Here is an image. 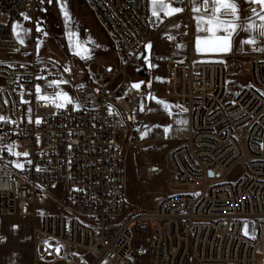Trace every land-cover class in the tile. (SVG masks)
Instances as JSON below:
<instances>
[{
	"label": "built area",
	"instance_id": "obj_1",
	"mask_svg": "<svg viewBox=\"0 0 264 264\" xmlns=\"http://www.w3.org/2000/svg\"><path fill=\"white\" fill-rule=\"evenodd\" d=\"M190 1L166 0L187 17ZM85 2L124 66L166 17L153 16L150 0ZM35 18L33 0H0V52L7 53L0 60L1 156L9 160L13 149L29 151L18 169L0 162V217L35 219L38 199L60 186L61 210L42 215L33 229L36 253L51 258L49 264H132L138 223L152 233L148 264H264V49L237 62L238 75L245 72L249 83L232 101L226 100L228 62L204 59L194 67L193 54L169 61L166 93L188 119L187 140L170 151L169 160L174 185L187 189L131 210L123 195L124 142L118 136L125 139L143 92L129 99V90L121 98L133 105L128 111L120 100L107 102L105 89L96 94L95 106L57 104L52 97L66 75L37 57L44 32L35 31ZM19 23L31 25L28 45L14 34ZM188 32L182 23L167 54L187 41ZM79 86V92L93 91L89 83ZM246 220L254 223L250 236L243 233Z\"/></svg>",
	"mask_w": 264,
	"mask_h": 264
},
{
	"label": "rangeland",
	"instance_id": "obj_2",
	"mask_svg": "<svg viewBox=\"0 0 264 264\" xmlns=\"http://www.w3.org/2000/svg\"><path fill=\"white\" fill-rule=\"evenodd\" d=\"M33 1L35 31L39 27L44 32L36 44L37 57L60 66L67 79L56 87L57 93L52 98L57 104L70 101L75 107L81 104L95 106L100 101L96 94H101L104 89L105 100L115 104L133 88L134 83L143 82L138 88L143 95L138 99L133 123L125 139L122 134L118 136V140L124 142L121 178L123 195L130 209L149 205L175 191L187 189L174 185L169 160L170 151L183 144L188 137L187 114L167 95L165 85L166 67L176 53L167 54V46L175 38L176 21H165V24L164 21H158V26L153 28L141 54L128 66H124L109 35L85 0ZM149 5L152 13L151 0ZM62 6L68 12L67 23ZM167 10L165 8L164 12ZM157 11H161L159 6ZM255 23L254 16L252 20H245L241 23V33L250 34L251 28L248 26L251 24L254 27ZM31 31L29 23L14 26V34L22 45L30 43ZM184 48L181 45L179 50ZM5 58L7 53L0 52V60ZM245 64L244 71L249 69L248 61ZM145 72H149L151 77L146 78ZM85 82L93 88L90 93L78 91L79 83ZM228 82L226 100L232 101L248 85L249 77L245 72L238 75V70L229 68ZM158 101H164L167 107ZM140 103L143 105L142 112L139 110ZM28 156L27 149H13L11 159L0 158V162L18 169L17 165H21V161ZM63 201L62 188L55 186L36 202L35 219L17 215L0 217V264H49L51 258H46L40 251L36 253L33 229L38 226L42 215L59 212ZM242 227L243 233L247 232L245 235L253 234L252 221H244ZM151 237L147 224L136 225L130 255L132 264L149 263L148 246ZM261 258V255L256 256L258 262Z\"/></svg>",
	"mask_w": 264,
	"mask_h": 264
},
{
	"label": "crops",
	"instance_id": "obj_3",
	"mask_svg": "<svg viewBox=\"0 0 264 264\" xmlns=\"http://www.w3.org/2000/svg\"><path fill=\"white\" fill-rule=\"evenodd\" d=\"M236 4L237 7V13L236 15L239 17V19H236L235 16L233 17H221V19H224L226 21H234L235 24L239 25L238 27L230 36L228 40L227 50L226 51H213L208 50V45L204 43V38L210 36V33L204 32L201 29L205 27V25L200 23L199 18H203L204 20H207L211 16V12L208 10H205L203 8L202 3H193V0L189 2V9L191 11V15L189 17L185 16L183 12L179 13H173L172 15H166L165 19L160 21H176L175 26V37L178 34V26L181 23H187L188 25V39L187 41L182 44L184 45V50L180 51V47L176 50V53L174 57L171 58V60H178L182 57L193 54L195 56H198L202 59H211V60H223L228 62L229 68L231 65L235 64L237 65V62H239L243 56H249L253 51H262L264 49V35H261V26L264 25V20L261 19V16H264V5H261L259 3H249L248 0H232ZM173 6L166 2L165 8H167L169 11ZM200 8L201 10L199 12L193 11V8ZM211 7V6H210ZM252 9H255L256 12L254 13ZM153 12V11H152ZM158 13H164V11H158ZM168 16V17H167ZM253 16L256 20L255 26L251 28L250 34L246 35L241 33V23H243L245 20H252ZM185 20V21H184ZM161 35H164L161 33ZM218 36L223 37L228 35L227 32L221 30L217 33ZM199 38V43L197 42ZM251 40L254 41V43H241V41H247ZM250 47H253L255 49H251ZM170 60V61H171ZM235 69V68H234ZM239 70V67L235 70ZM138 89H133L129 91L127 94L128 96L130 93L136 91ZM0 158L1 156V150H0Z\"/></svg>",
	"mask_w": 264,
	"mask_h": 264
},
{
	"label": "snow or ice",
	"instance_id": "obj_4",
	"mask_svg": "<svg viewBox=\"0 0 264 264\" xmlns=\"http://www.w3.org/2000/svg\"><path fill=\"white\" fill-rule=\"evenodd\" d=\"M249 3H259L261 5H264V0H248ZM151 3L153 4V16L158 15L157 6H159V9L161 11H164L166 6V0H151ZM193 3H202L203 8L205 10H208L211 12V16L204 20L203 18H199L200 23L205 25L201 30L207 33H210L211 35L204 38V43L208 45V50L213 51H226L229 36L238 28L239 25L235 24L234 21H226L224 19H221V17H233L235 16L236 19H239V17L236 15L237 13V7L232 0H193ZM211 6V7H210ZM200 8H193V11L199 12ZM62 11L65 16V20L67 23L68 19V12L63 8ZM181 8L172 7L169 11H165V15H172L173 13H179L181 12ZM252 11L255 13L256 10L252 9ZM25 19H28V17H24ZM261 19L264 20V16H261ZM249 28H252L253 25H249ZM221 30L228 33V35L220 37L217 35L218 32ZM247 30V29H245ZM37 31H40V28L37 27ZM261 35H264V25L261 26ZM199 43V38L197 40ZM241 43H254V41L247 40V41H241ZM150 48L151 45H148ZM79 55V53H77ZM143 83V82H141ZM141 83H134L132 85L133 88H140ZM40 89L37 88V92H39ZM70 102V101H69ZM160 104H164L165 108L167 105L164 101H158ZM58 107H61L62 105H57ZM36 123H40L39 120L36 121ZM167 130V129H166ZM24 155H27L25 153ZM17 167H22V165H17ZM247 234V232H245Z\"/></svg>",
	"mask_w": 264,
	"mask_h": 264
},
{
	"label": "bare ground",
	"instance_id": "obj_5",
	"mask_svg": "<svg viewBox=\"0 0 264 264\" xmlns=\"http://www.w3.org/2000/svg\"><path fill=\"white\" fill-rule=\"evenodd\" d=\"M204 64V59L198 57V56H195L194 58V67H202ZM138 90L130 93L129 96V99H132L134 97V94L137 93ZM126 101H124L123 99L119 101V103L124 107V109H126L127 111L128 110H133V105L131 104L130 100L128 101L127 99H125Z\"/></svg>",
	"mask_w": 264,
	"mask_h": 264
},
{
	"label": "water",
	"instance_id": "obj_6",
	"mask_svg": "<svg viewBox=\"0 0 264 264\" xmlns=\"http://www.w3.org/2000/svg\"><path fill=\"white\" fill-rule=\"evenodd\" d=\"M230 68H238V65H235V64H233V65H231L230 66ZM238 70V69H237ZM139 110L142 112L143 111V105H142V103H140V106H139ZM210 176H211V174H209Z\"/></svg>",
	"mask_w": 264,
	"mask_h": 264
}]
</instances>
